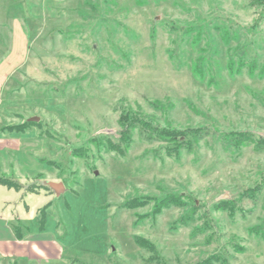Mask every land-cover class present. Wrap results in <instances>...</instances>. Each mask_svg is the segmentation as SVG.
I'll return each instance as SVG.
<instances>
[{
	"label": "rangeland",
	"instance_id": "374dc122",
	"mask_svg": "<svg viewBox=\"0 0 264 264\" xmlns=\"http://www.w3.org/2000/svg\"><path fill=\"white\" fill-rule=\"evenodd\" d=\"M139 115L184 144L124 139L121 119ZM232 132L264 137L263 8L0 0V176L22 185H0V214L32 225L49 205L65 249L16 264H264V151ZM169 194L186 204L155 214Z\"/></svg>",
	"mask_w": 264,
	"mask_h": 264
},
{
	"label": "trees",
	"instance_id": "16d2710c",
	"mask_svg": "<svg viewBox=\"0 0 264 264\" xmlns=\"http://www.w3.org/2000/svg\"><path fill=\"white\" fill-rule=\"evenodd\" d=\"M249 6L251 7H258V8H263L264 10V0H247ZM121 125L124 128L122 132V136L124 139L128 138L131 135V132L136 130L140 134V137L147 142H155V141H165V140H178V135L177 131H174L172 129H167L164 127H159L158 125H154L150 120L144 119L142 116H133L130 119L127 118H122L121 119ZM27 124H22V125H12L8 126L6 129L11 131V132H19L22 133L26 129ZM5 129V130H6ZM234 137V140L237 144L244 143L247 145H253L254 148L257 151H264V137H259L256 138L253 134L248 133V132H238V133H233L230 134ZM182 143V138L178 140V143ZM0 185L6 186L9 189H15L16 191L21 190L22 185L16 181L13 178L10 177H5V176H0ZM130 203L127 204V207L129 208H136L138 203L133 200L132 202L129 201ZM226 204L223 207H226L227 210L235 211L236 210V204L232 205L231 201H225ZM186 203L183 200H180V197L177 196L176 194H169L166 195L165 197L159 199L155 203L154 207V213L158 214L160 213L163 209L169 208V207H182ZM222 204V203H221ZM220 205V204H219ZM49 205H46L40 209L41 213V218L39 219L40 222V228L44 229L45 224H46V216H45V211L48 208ZM191 220V218H188L187 220H180L179 222L186 226L188 222ZM16 229V234L19 238L22 237L21 233V227L20 225H17L15 227ZM136 242H138V245L143 247V248H149L151 243L149 242L148 239L144 237H138L135 236ZM220 263V259L217 256H210L207 257L196 264H217Z\"/></svg>",
	"mask_w": 264,
	"mask_h": 264
},
{
	"label": "crops",
	"instance_id": "0c3cea01",
	"mask_svg": "<svg viewBox=\"0 0 264 264\" xmlns=\"http://www.w3.org/2000/svg\"><path fill=\"white\" fill-rule=\"evenodd\" d=\"M4 149H12V143L0 138V151ZM15 218L16 220L0 214L1 259H11L10 261L16 264L17 261L12 259L19 258L21 260L26 259L27 261H39L62 257L65 249L60 245L56 237L47 230L46 226L44 229L40 228V222L37 224L38 218L32 225L19 217ZM17 225L21 227V238L16 234L15 227Z\"/></svg>",
	"mask_w": 264,
	"mask_h": 264
},
{
	"label": "water",
	"instance_id": "95a60500",
	"mask_svg": "<svg viewBox=\"0 0 264 264\" xmlns=\"http://www.w3.org/2000/svg\"><path fill=\"white\" fill-rule=\"evenodd\" d=\"M29 120L32 121H38L39 117H34ZM49 186L56 192V194L59 196L65 191V186L63 183H57V182H49ZM227 197V196H226Z\"/></svg>",
	"mask_w": 264,
	"mask_h": 264
}]
</instances>
